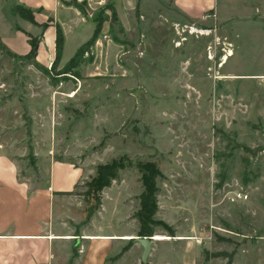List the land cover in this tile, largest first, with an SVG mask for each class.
I'll return each instance as SVG.
<instances>
[{
	"label": "rangeland",
	"instance_id": "1",
	"mask_svg": "<svg viewBox=\"0 0 264 264\" xmlns=\"http://www.w3.org/2000/svg\"><path fill=\"white\" fill-rule=\"evenodd\" d=\"M60 1L103 27L72 63L78 50L44 65L46 28L0 0V148L17 157L21 179L35 183L48 154L72 156L94 174L86 196L99 206L107 182L123 188L145 236L137 214L144 174L153 176L163 225L152 237L172 239L154 240L146 264H264V20L262 32L250 28L240 3L189 17L174 0ZM10 29L29 30L36 53L12 52Z\"/></svg>",
	"mask_w": 264,
	"mask_h": 264
},
{
	"label": "crops",
	"instance_id": "2",
	"mask_svg": "<svg viewBox=\"0 0 264 264\" xmlns=\"http://www.w3.org/2000/svg\"><path fill=\"white\" fill-rule=\"evenodd\" d=\"M221 2L235 10L240 3V16L250 28L262 32L264 0H174V5L181 14L195 17L194 7L206 10ZM17 5L34 11L35 22L28 24L31 29L46 28L37 50V60L44 65L51 64L57 50L58 25L63 32L65 62L93 35L95 21L86 19L78 4L17 0ZM117 15L121 17L119 10ZM49 16L55 22L44 18ZM10 31L13 37H2L12 52L29 53L30 31ZM72 37L76 45L67 56ZM43 161L46 168L38 170L41 177L33 183L21 179L17 157L0 148V264H138L143 246L135 240L139 226H131L128 193L111 185L103 191L99 206L90 195L64 194L82 192L94 174L72 156L59 159L48 154ZM130 235L132 239L124 238Z\"/></svg>",
	"mask_w": 264,
	"mask_h": 264
},
{
	"label": "trees",
	"instance_id": "3",
	"mask_svg": "<svg viewBox=\"0 0 264 264\" xmlns=\"http://www.w3.org/2000/svg\"><path fill=\"white\" fill-rule=\"evenodd\" d=\"M17 10L19 12H21V15L23 14L22 15L23 17L28 18L29 20L35 22V19L31 13V11H32L31 9L19 6V7H17ZM103 22H104V20H101V19L99 20V24L96 27L92 38L86 44L94 41L97 38L98 33L102 30ZM63 43H64L63 33H62V30L60 29V25H58L57 26V55H58L57 57H59V58L62 55ZM30 45H31L30 53L35 54L36 49H37V40L35 38H31ZM83 49H84V47H81L69 63H72L74 58L81 54ZM102 169H105V171L103 172ZM110 170H111V168L109 166H104L103 168H98V174L102 175V177H103V176L107 175V173H109ZM100 182H99V184H100ZM144 184H145V191H144V194L142 196V207H141L140 211L138 212L137 217H138V219L142 225V233H143L142 235L153 236L155 234L156 227L158 225H163V222L157 221L153 218L154 214L157 211V203H158L157 188H156L155 183H154V177L144 174ZM111 185H112V182L109 181L105 184L104 187H110ZM99 189L100 190L103 189V186L101 185L99 187ZM64 194L86 195L87 192H84V191H82V192H64ZM223 254L227 258H229L230 262L232 261V257H233L232 254L222 253V255Z\"/></svg>",
	"mask_w": 264,
	"mask_h": 264
},
{
	"label": "water",
	"instance_id": "4",
	"mask_svg": "<svg viewBox=\"0 0 264 264\" xmlns=\"http://www.w3.org/2000/svg\"><path fill=\"white\" fill-rule=\"evenodd\" d=\"M135 240L143 246L142 262L146 264L152 252V244L155 239L152 236H136Z\"/></svg>",
	"mask_w": 264,
	"mask_h": 264
},
{
	"label": "built area",
	"instance_id": "5",
	"mask_svg": "<svg viewBox=\"0 0 264 264\" xmlns=\"http://www.w3.org/2000/svg\"><path fill=\"white\" fill-rule=\"evenodd\" d=\"M177 26L180 27V24H178ZM183 30L184 31L188 30V32L190 34H202V35L203 34H208L211 31L210 29H207V28H204V27H197L195 25H188V24L184 25ZM183 39H186V37H184ZM178 44H181V41H179Z\"/></svg>",
	"mask_w": 264,
	"mask_h": 264
},
{
	"label": "bare ground",
	"instance_id": "6",
	"mask_svg": "<svg viewBox=\"0 0 264 264\" xmlns=\"http://www.w3.org/2000/svg\"><path fill=\"white\" fill-rule=\"evenodd\" d=\"M121 238V237H120ZM125 239H132L133 237L130 235V236H125L124 237ZM154 239L155 240H170V239H172V238H170L169 236H166V235H162V234H156L155 236H154Z\"/></svg>",
	"mask_w": 264,
	"mask_h": 264
}]
</instances>
